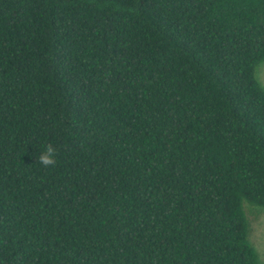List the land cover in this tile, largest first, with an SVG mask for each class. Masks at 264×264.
Here are the masks:
<instances>
[{"label": "trees", "instance_id": "1", "mask_svg": "<svg viewBox=\"0 0 264 264\" xmlns=\"http://www.w3.org/2000/svg\"><path fill=\"white\" fill-rule=\"evenodd\" d=\"M262 62L264 0H0V264H264Z\"/></svg>", "mask_w": 264, "mask_h": 264}, {"label": "rangeland", "instance_id": "2", "mask_svg": "<svg viewBox=\"0 0 264 264\" xmlns=\"http://www.w3.org/2000/svg\"><path fill=\"white\" fill-rule=\"evenodd\" d=\"M256 75L264 84V62L258 65ZM246 210L250 221V240L259 254L261 263H264V209L247 205Z\"/></svg>", "mask_w": 264, "mask_h": 264}, {"label": "clouds", "instance_id": "3", "mask_svg": "<svg viewBox=\"0 0 264 264\" xmlns=\"http://www.w3.org/2000/svg\"><path fill=\"white\" fill-rule=\"evenodd\" d=\"M58 154V149L52 144H47L45 149L41 151L38 157V163L44 167H54L57 163L56 156Z\"/></svg>", "mask_w": 264, "mask_h": 264}]
</instances>
